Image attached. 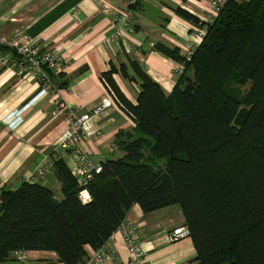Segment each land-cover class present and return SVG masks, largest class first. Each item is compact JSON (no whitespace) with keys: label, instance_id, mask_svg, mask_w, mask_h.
<instances>
[{"label":"trees","instance_id":"1","mask_svg":"<svg viewBox=\"0 0 264 264\" xmlns=\"http://www.w3.org/2000/svg\"><path fill=\"white\" fill-rule=\"evenodd\" d=\"M155 48L183 67L168 96L133 61L120 72L138 86L136 105L114 69L102 75L135 124L115 136L120 158L102 162L84 187L53 158L62 200L39 183L0 188V263L46 251L62 264H85L137 205L145 214L177 206L197 264H264V0L228 1L190 60Z\"/></svg>","mask_w":264,"mask_h":264},{"label":"crops","instance_id":"2","mask_svg":"<svg viewBox=\"0 0 264 264\" xmlns=\"http://www.w3.org/2000/svg\"><path fill=\"white\" fill-rule=\"evenodd\" d=\"M118 0H0V35L23 37L39 52L50 50L63 59L66 67L52 72L19 73L11 49L0 52V188L16 190L34 172L45 156L54 150L69 127L68 110L83 114L109 99L111 105L91 123L101 133L97 141H84L89 161L101 164L122 156L115 145L118 133H131L134 122L108 92L102 75L114 69L113 80L132 104L136 105L138 86L124 78L122 65L136 62L168 96L179 76V64L163 56L155 45L176 49L193 40L197 31L210 20L211 0H138L133 11L134 31L117 30ZM183 9L197 19L184 20L175 12ZM43 76L52 84L41 95ZM17 116L20 118L16 121ZM74 149L62 158L70 169L77 162ZM51 163V160L49 161ZM37 183L49 188L62 200L61 183L52 165ZM128 218L143 241L145 258L150 264H197V253L189 237L169 241L173 231L184 227L177 206L143 213L135 205ZM110 246L116 256L102 264H128V255L119 233ZM88 250V249H87ZM14 252L0 264H62L55 253L46 251ZM92 252L88 251V255Z\"/></svg>","mask_w":264,"mask_h":264},{"label":"built area","instance_id":"3","mask_svg":"<svg viewBox=\"0 0 264 264\" xmlns=\"http://www.w3.org/2000/svg\"><path fill=\"white\" fill-rule=\"evenodd\" d=\"M230 0H211L210 1V20L206 25H210L212 21L219 15L221 9ZM130 0L128 5H131ZM117 3L113 5L117 11L115 24L117 30L111 38V40L120 37L121 33H132L134 30V21L132 15L125 10L123 4ZM206 26L195 33L193 40L184 44L181 49V55L185 60H190L197 48L201 43L202 38L206 33ZM6 47L11 49L17 54V60L14 62V66L18 68L19 73H31L33 75L43 73V69H48L52 72L62 71L66 67V63L63 59L58 57L54 52L43 51L39 52L31 46L29 41H26L23 37L7 38L0 35V49ZM182 65L179 64L177 72H182ZM41 95H45L52 88V84L49 79L43 76ZM111 101L109 99L104 100L103 103L97 104L91 107L87 112L83 114H76L72 109L68 110L67 120L69 127L64 131L58 140L57 146L59 150L52 151L49 156H45L38 167L25 177V182L37 183L42 177L46 175L50 169L52 163L49 161L53 158H63L68 149L73 148L77 157V162L70 168L72 176L76 179L77 184L80 187H84L87 181H89L94 174H99L101 171V164H93L89 161L85 150L83 149V143L86 140L91 139L97 141L101 137V133L98 130H94L91 121L100 115L104 110L110 107ZM20 118L17 117L16 121ZM78 199L81 203L89 201V195L85 189H81L78 193ZM127 215L125 219L116 228L115 232L108 238V240L94 253H91L85 264H102L105 261H110L115 258V248L110 246V242L114 239L115 233H119L124 243L125 249L128 255V264H150L145 258L144 244L145 242L139 236V233L135 229L134 225L130 222ZM182 237H188V231L185 227L176 228L172 236L169 237V241H177ZM20 252L17 253L19 255Z\"/></svg>","mask_w":264,"mask_h":264},{"label":"rangeland","instance_id":"4","mask_svg":"<svg viewBox=\"0 0 264 264\" xmlns=\"http://www.w3.org/2000/svg\"><path fill=\"white\" fill-rule=\"evenodd\" d=\"M129 1H130V0H118V1L116 2V3H117L116 7H118L119 4L126 5V6L124 7L125 10L128 11V12L132 15V17H133V11H132L131 9H133V7L136 5V2H137L138 0H131V1H132L131 5H128ZM133 31H134V30H133ZM46 51H50V50H46ZM50 52H51V51H50ZM233 89H234V86H233ZM234 90H235L237 93L240 92V94H243V93L246 92L247 87H243V88H238V87H237V88H235ZM17 117H19V116H17ZM54 150H59V147L56 146V147L54 148ZM54 150H53V151H54Z\"/></svg>","mask_w":264,"mask_h":264}]
</instances>
